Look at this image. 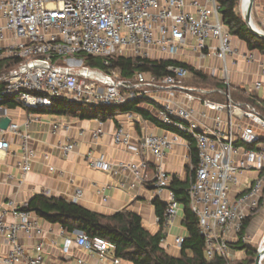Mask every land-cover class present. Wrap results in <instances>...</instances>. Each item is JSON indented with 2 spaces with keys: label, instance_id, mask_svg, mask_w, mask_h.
Wrapping results in <instances>:
<instances>
[{
  "label": "built area",
  "instance_id": "built-area-1",
  "mask_svg": "<svg viewBox=\"0 0 264 264\" xmlns=\"http://www.w3.org/2000/svg\"><path fill=\"white\" fill-rule=\"evenodd\" d=\"M219 9V0H0V102L12 100L24 109H44L62 101L90 111L118 107L142 98L157 102L155 117L167 131L160 135L146 133L131 143L129 133L119 125L112 139L135 156L152 155L157 160L180 136L194 141L197 163L192 168L187 193L190 209L198 218L203 252L208 260L214 256L230 260L229 242L238 238L244 219L258 209L264 188V115L247 102H233L227 89L205 90L185 85L189 72L179 65H169L168 73L158 78L143 71L123 78L116 68L104 71L84 65L80 55L102 57L105 66H109L111 57L117 56L168 59L191 37L195 40L193 49L201 57L210 50L224 62L234 48ZM207 40L215 44L207 45ZM244 58L249 60L251 56ZM12 60L15 63L8 65ZM223 70L226 72V64ZM260 75L264 76V67ZM261 86L264 83L256 81L251 92ZM209 91L225 96V100L207 98L205 94ZM175 92L181 93L187 104L174 100ZM194 102L203 118H207L208 111L215 113L211 124L196 116L191 106ZM224 111L228 116L225 127L217 115ZM125 114L128 118L139 117L130 111ZM18 127L12 121L6 129H0L2 159L10 146L6 133L18 132L21 138L22 160L18 163L17 177L7 175L6 181H23L35 154L27 144L28 135L19 132ZM61 127L67 129L68 125L52 124L53 130ZM101 133L99 121L92 135L97 137ZM249 144L252 147L246 146ZM74 146L67 138L60 149L68 154ZM88 156L92 167L112 169V164L101 157ZM118 166L141 179L148 162L146 159L137 163L118 162ZM249 170L256 173L253 181L232 192L240 186L239 175ZM170 181L158 166L155 188L157 195L163 191L167 195L165 224L176 216L179 206L168 187ZM73 197L75 202L80 192ZM0 206L19 218L8 222L0 212V236L6 248L0 252V264H41L45 247L37 218L21 210L22 205L15 200L0 199ZM21 234L30 241L27 246L21 242ZM182 240L183 237H177L174 244L179 247ZM241 240L247 241L246 234ZM71 242L65 239L62 253H69ZM74 244L99 252L98 260L102 264H120L113 255L104 262L113 247L100 236L89 238L81 233ZM75 259L77 264H86L82 255H76Z\"/></svg>",
  "mask_w": 264,
  "mask_h": 264
},
{
  "label": "crops",
  "instance_id": "crops-1",
  "mask_svg": "<svg viewBox=\"0 0 264 264\" xmlns=\"http://www.w3.org/2000/svg\"><path fill=\"white\" fill-rule=\"evenodd\" d=\"M206 42L207 45L213 46L215 44L212 40ZM194 44V38L190 37L173 58H167L187 63L206 76L208 75L227 85L245 88L248 92H251L256 81L259 80L264 83V76L260 75V69L264 67V54L257 49L249 50L241 39L231 35L230 44L233 46L234 52L228 54L224 62L210 50L204 57H201L199 52L193 49ZM244 55H250L251 59L246 60ZM225 64L226 72L223 70ZM251 94L263 99L264 86L258 88L257 91H252ZM173 96L177 102L187 104L181 93L175 92ZM153 102L144 101L138 106L156 119L155 111L158 103L154 102L155 105ZM191 106L194 107L199 119L208 125L212 123L211 117L215 113L208 111L207 118H203L200 114L199 105L194 102ZM127 111L133 112L139 117L128 118L125 114ZM0 114L9 117L11 122L18 124V131L28 135L27 144L35 152L29 162L30 171L25 179L21 182H17L15 179L6 181L7 175H11L13 178L17 177L18 163L22 160L19 150L21 141L19 133H6V139L10 146L5 152V158H0V199L15 200L18 205L25 204L36 193L74 201L73 196L76 192H80V198L75 201L78 205L104 215H112L113 212L122 209L130 210L140 216L143 228L155 234L159 228L153 199L157 197L163 203L167 199L165 191L161 192L160 195L156 193L155 173L158 166L162 167L169 178L176 176L184 180L187 176L191 177V173L189 174L192 169L189 143L191 141L193 145L195 144L186 136H180L171 148L165 150L160 160L155 159L152 155L135 156L132 152L114 143L112 135L119 125H122L124 130L129 133L131 143H135L146 133L160 135L167 131L165 127L157 126L150 119H146L132 110H112L104 114L81 117L78 114H59L49 110H26L13 103L8 109L0 108ZM217 115L222 120V126L225 127L228 119L227 112L224 111ZM99 121L101 122L102 133L93 137L92 134L98 127ZM53 123H65L68 128L61 127L53 130ZM169 132L172 131L169 130ZM67 138L74 142L75 146L71 152L64 154L60 145ZM3 154L4 152H0V157ZM88 154L93 158L101 157L104 162L112 164V169L104 170L92 167L88 163ZM144 159L148 162V166L141 179L136 178L129 169H120L118 166V162L137 163ZM255 175L254 171H243L239 175L240 186L233 188L232 192H235L236 189L241 190L250 184L256 177ZM182 208L179 203L176 216L166 224L163 230V243L161 245L173 257L180 255V246L174 244L175 238H184L187 235L186 228L182 224L184 215ZM0 212L4 213L8 222L19 220L18 217H12L8 209L3 208V206H0ZM31 215L37 218L43 231L41 239L45 250L41 264H77L76 255H82L86 264H102L98 260L99 252L79 248L74 244L75 238L79 235L77 231L62 233L58 224L46 222L32 212ZM248 225L245 231L246 235L251 227L250 222ZM20 238L25 246L29 244L30 241L23 234ZM66 238L72 241L68 254L62 253V246ZM5 251V244L0 236V252ZM112 255L113 249L107 254L104 262L107 263ZM119 262L120 264H133L121 259Z\"/></svg>",
  "mask_w": 264,
  "mask_h": 264
},
{
  "label": "trees",
  "instance_id": "trees-1",
  "mask_svg": "<svg viewBox=\"0 0 264 264\" xmlns=\"http://www.w3.org/2000/svg\"><path fill=\"white\" fill-rule=\"evenodd\" d=\"M239 0H219L222 21L229 29L231 35L237 39H241L249 50H259L264 54V41L257 36H254L244 23L243 16L236 13V6ZM83 57L84 65L90 68L108 71L109 68H116L119 71L120 77H131L133 73L139 71L147 72L155 76L161 77L168 73L169 65H179L184 67L193 79L207 83L214 81V86L221 90L227 89L228 95L233 102H247L259 110L264 115V98L260 99L248 92L242 87H234L221 83L197 70L195 67L187 63L172 60V59H148L145 57L117 56L109 59V66L103 64V58L98 56L80 55ZM15 63V60L10 61L8 65ZM1 65V64H0ZM196 86V85H195ZM205 88L202 86H197ZM211 95L218 96L216 92L208 93L206 97ZM221 96V95H219ZM223 101L225 100V96ZM213 99V98H212ZM219 100V99H213ZM153 102L147 99H139L129 101L118 107H106L93 109L92 111L68 105L62 101H55L53 106L44 109H26L31 111L49 110L56 113L78 114L81 117L94 116L96 114H104L112 110L126 111L132 110L146 119H150L157 126L164 127L145 109L138 105L142 102ZM1 104V102H0ZM156 105V103L153 102ZM240 145V143H235ZM190 161L191 168L197 163L196 146L190 141ZM252 147V144L246 145ZM191 173V174H190ZM193 175V169L189 171ZM190 183V178L182 180L176 176L171 177L169 189L175 194V200L182 205L184 212L182 224L186 228L187 235L183 238L180 245V255L173 257L169 255L161 245L163 239V230L166 226L164 208L165 203L161 202L157 197L153 199L155 211L158 217L159 231L155 234L150 233L142 227L140 216L126 209L113 212L112 215H104L98 212H93L82 205H78L73 201L59 198L56 196L36 193L31 196L30 200L23 204L20 209L26 212H32L34 215L45 220L46 222L58 224L61 230L73 233L80 231L89 238L100 236L113 247V256L118 259L128 261L133 264H235L230 260L223 259L219 256H214L212 260H208L204 256L203 237L198 227V218L190 209L189 194L187 193ZM264 192V188H263ZM261 198L259 201V205ZM253 215H248L243 222L241 231L238 233V238L235 241L229 242V247L232 249L244 250L249 258H245L236 264H253V249L241 240L245 235L246 228Z\"/></svg>",
  "mask_w": 264,
  "mask_h": 264
},
{
  "label": "rangeland",
  "instance_id": "rangeland-1",
  "mask_svg": "<svg viewBox=\"0 0 264 264\" xmlns=\"http://www.w3.org/2000/svg\"><path fill=\"white\" fill-rule=\"evenodd\" d=\"M252 23L257 28L261 29L264 32V0H254L253 8H252ZM236 13H239L243 16L244 12L241 6V0L238 1V4L236 6ZM185 85L187 86H202L205 87L203 89L207 90H213L215 89L214 81H207V83H203L200 81H197L193 79L192 77H186L185 79ZM201 88V87H200ZM225 90V89H224ZM210 93V92H208ZM205 94V95H208ZM212 93V92H211ZM220 95V94H219ZM214 96L211 95L210 99H219V101H223V95L221 96ZM209 98V97H207ZM13 101H7L0 104V108H10L11 105H13ZM263 192V191H262ZM260 205L258 206L257 211L253 214L252 219L250 220L251 227L247 231V245L253 249V258L257 254V250L260 247L261 243L264 242V192L262 194ZM263 244V243H262ZM230 261L233 263H238L241 260H244L245 258H249L247 254H245L244 250H238V249H232L230 248ZM260 264H264V255L262 256V259L260 261ZM254 263V262H253Z\"/></svg>",
  "mask_w": 264,
  "mask_h": 264
},
{
  "label": "water",
  "instance_id": "water-1",
  "mask_svg": "<svg viewBox=\"0 0 264 264\" xmlns=\"http://www.w3.org/2000/svg\"><path fill=\"white\" fill-rule=\"evenodd\" d=\"M254 0H249L247 8L245 10V14L243 15L244 23L246 24L247 29L254 35L260 38L262 41H264V32L253 25L252 23V8H253ZM11 122V119L3 114H0V129H6L8 124ZM78 234H81L82 232L77 231ZM261 251H264V243L260 245V247L257 250V254L254 257V263L253 264H260V253Z\"/></svg>",
  "mask_w": 264,
  "mask_h": 264
},
{
  "label": "bare ground",
  "instance_id": "bare-ground-1",
  "mask_svg": "<svg viewBox=\"0 0 264 264\" xmlns=\"http://www.w3.org/2000/svg\"><path fill=\"white\" fill-rule=\"evenodd\" d=\"M248 2H249V0H241V6H242V9H243V12H244V14H245V10H246V8H247V5H248ZM243 14V15H244ZM262 245V244H261ZM264 255V251H261V253H260V258L262 259V256ZM261 261V260H260Z\"/></svg>",
  "mask_w": 264,
  "mask_h": 264
}]
</instances>
